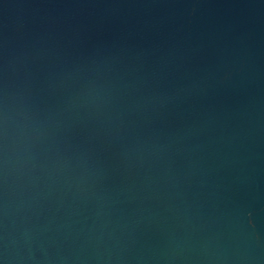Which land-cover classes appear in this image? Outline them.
I'll return each instance as SVG.
<instances>
[{
  "label": "water",
  "instance_id": "water-1",
  "mask_svg": "<svg viewBox=\"0 0 264 264\" xmlns=\"http://www.w3.org/2000/svg\"><path fill=\"white\" fill-rule=\"evenodd\" d=\"M0 264H264V0H0Z\"/></svg>",
  "mask_w": 264,
  "mask_h": 264
}]
</instances>
